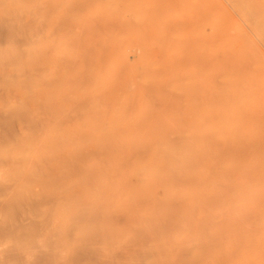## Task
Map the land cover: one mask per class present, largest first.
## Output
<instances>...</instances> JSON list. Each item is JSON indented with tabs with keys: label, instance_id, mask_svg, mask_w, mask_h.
Segmentation results:
<instances>
[{
	"label": "rangeland",
	"instance_id": "374dc122",
	"mask_svg": "<svg viewBox=\"0 0 264 264\" xmlns=\"http://www.w3.org/2000/svg\"><path fill=\"white\" fill-rule=\"evenodd\" d=\"M231 1L0 0V183L11 192L10 224H39L34 236L7 240L26 257L7 264H264V181L251 182L246 214L224 209L228 195L216 192L202 204L216 209L213 218L184 214L174 202L155 215L156 226L145 215L135 217L137 225L127 212L150 193L142 163L157 150L127 137L123 151L110 148L114 164L99 140L86 143L105 119L122 130L133 119L149 116V123L173 112L185 123L198 112L216 122L222 98L244 104L250 118L255 107L263 115L264 42L255 27L264 0ZM248 36L252 45L242 49ZM225 219L230 230L210 235L205 221L215 228Z\"/></svg>",
	"mask_w": 264,
	"mask_h": 264
},
{
	"label": "bare ground",
	"instance_id": "6f19581e",
	"mask_svg": "<svg viewBox=\"0 0 264 264\" xmlns=\"http://www.w3.org/2000/svg\"><path fill=\"white\" fill-rule=\"evenodd\" d=\"M231 2L233 3V1ZM237 2L240 5L244 2L245 5V1L240 2V0H237ZM231 5L236 4L234 2ZM237 6L238 9L243 7L241 6L239 8V5H236V7ZM242 9H244V7ZM252 11L253 10L250 9V12H247L249 14L252 13ZM254 14H252V16ZM252 16L249 15L248 17L250 20L249 18H246L245 21H250L249 23H252ZM253 23L252 25H254ZM255 31V34L259 36L261 41L264 42V19L262 20L261 24H256ZM245 42L248 46H245L244 44L242 49L250 48L249 45H252V41L250 40L249 36L246 37ZM225 51L226 50L224 49V52ZM238 61H240V59ZM251 64V66L254 67L256 63ZM256 73H259V71ZM245 79L246 78L244 77V80ZM233 82V76H230L228 80V86L232 88ZM231 88H227L228 90L226 93L228 95L231 93ZM178 89L182 91V89ZM226 93H220V98L225 96ZM178 95L177 97L179 98ZM98 97H100V95ZM230 100L226 101L223 98L219 100L220 107L218 104L217 113L213 111L214 115H216L218 118L216 122L211 120L209 121V119L201 112H198V117H196L193 122L186 123L184 121V116L178 112L163 113L158 118L155 117L152 119L149 123L147 122L150 120V118H148L149 116L140 117L139 121L137 122H135L133 119L132 126L125 130L120 129L105 119L100 123L99 126H97L94 132L90 133L91 136L88 135L86 143H89L93 137L95 140H99L98 148H100L102 153L105 154L106 157L103 156L104 160H110V162L114 164L117 163L118 156L114 155L110 148L116 147L119 151H123L126 146H129L128 142H126L127 137L130 138V145H138L140 147H149L152 145L153 149L155 148L157 150L156 157L151 158V160H148L145 163H142V166L144 164L145 169L143 174V182L150 190V193H148L144 198L145 202L143 204H139V200L137 203L135 199L130 203L131 207L127 213L131 223H136L138 225L135 217L145 215L144 217L146 220L148 219L145 221V223L151 227L154 225L156 226L157 223L160 222L154 219L155 215H160L161 213L164 214V212L172 210V208H174V202L180 203L184 214H189L196 210H200L203 213H209L213 218V214L216 213V209L206 207L202 204H205L211 200L216 192L227 194L229 198L228 204L224 203L222 206H220L221 211L222 208L227 204L224 209L235 210V213L237 214L242 212H245L246 214L248 209L247 201L249 200L250 194H253V192L256 190L255 187H251V182L264 181V114L260 115L261 111L259 107H255L253 109L255 115L250 118V116L247 115V110L244 104L239 103L238 105H235L236 102L231 101L232 103H230ZM252 104L254 105V103ZM182 109L183 108L181 107V113ZM176 134H178V138H175ZM250 142L253 144L252 152L249 151L250 148L247 146ZM83 174L88 175V172L83 171ZM101 179L105 180L103 176ZM235 179H237V182H234ZM206 182H211L212 187L207 188L204 184ZM125 184L127 185V181ZM3 185L4 183L1 182L0 264H7L11 260L21 262V260L26 258L19 245L17 246L16 250L14 247L16 246V243L14 246L8 245L7 240L13 239L16 242L19 241V239H23L27 236H34L33 233L34 231L36 232L39 224L37 221H34L31 224V228H28L26 224L21 222L22 220L18 223L16 222V219L10 224L6 214L11 208V192L8 194L6 187ZM123 187L124 185L121 186V188ZM154 188L156 191L151 194V190ZM139 193L140 190L137 189L134 192L133 197L136 198ZM112 204H114L113 207H116L114 201ZM91 214H93V216L95 215L94 213ZM141 223L143 224L144 221ZM205 223L206 226L209 225L208 227L210 233L214 231L213 234H210L213 236L214 234L221 235L224 230H230V227H232V223L229 221V219L222 221V224H215V228L212 226V221H205ZM184 224L189 225L190 222L185 219ZM197 226H201V223H198ZM16 230H22L23 233L25 232V234H16ZM216 231L217 233H215ZM218 231L221 232V234L218 233ZM223 237L225 238V236ZM203 238L198 240V236H195V239L199 241V243L200 241L202 242V240H204ZM196 240L193 239L192 243L194 242V244H196ZM208 241H210V239ZM212 241H217L216 237H214ZM202 243L204 244L205 242ZM208 243L210 244V242H207V244ZM218 244H216V246H214V244L210 246V244L209 246L213 247L212 249H215V247L217 248ZM10 246L14 248H11ZM251 247L245 252L246 258L253 257V250ZM193 250L194 248L192 251ZM199 251H194L191 256L195 258L199 257V255L203 252L201 251L199 253ZM25 255H27L28 258V254L25 253ZM253 261L256 260L253 259Z\"/></svg>",
	"mask_w": 264,
	"mask_h": 264
}]
</instances>
